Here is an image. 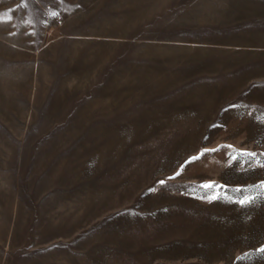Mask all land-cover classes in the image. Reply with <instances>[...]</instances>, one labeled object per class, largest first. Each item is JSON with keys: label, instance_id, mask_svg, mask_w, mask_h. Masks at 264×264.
Returning a JSON list of instances; mask_svg holds the SVG:
<instances>
[{"label": "rangeland", "instance_id": "374dc122", "mask_svg": "<svg viewBox=\"0 0 264 264\" xmlns=\"http://www.w3.org/2000/svg\"><path fill=\"white\" fill-rule=\"evenodd\" d=\"M0 264H264V0H0Z\"/></svg>", "mask_w": 264, "mask_h": 264}]
</instances>
